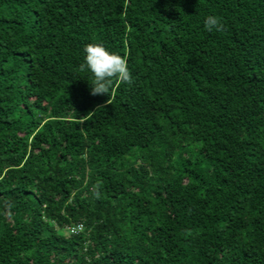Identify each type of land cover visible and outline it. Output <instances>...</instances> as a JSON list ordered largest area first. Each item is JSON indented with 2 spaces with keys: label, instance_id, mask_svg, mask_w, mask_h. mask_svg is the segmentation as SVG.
Segmentation results:
<instances>
[{
  "label": "trees",
  "instance_id": "16d2710c",
  "mask_svg": "<svg viewBox=\"0 0 264 264\" xmlns=\"http://www.w3.org/2000/svg\"><path fill=\"white\" fill-rule=\"evenodd\" d=\"M0 264H264V0H0Z\"/></svg>",
  "mask_w": 264,
  "mask_h": 264
},
{
  "label": "clouds",
  "instance_id": "9594fccd",
  "mask_svg": "<svg viewBox=\"0 0 264 264\" xmlns=\"http://www.w3.org/2000/svg\"><path fill=\"white\" fill-rule=\"evenodd\" d=\"M207 31H220L223 28L219 17L208 15L204 21ZM84 67L92 74L91 94H108L113 79L131 83V73L126 61L103 44L93 43L84 48Z\"/></svg>",
  "mask_w": 264,
  "mask_h": 264
},
{
  "label": "built area",
  "instance_id": "2783aa9c",
  "mask_svg": "<svg viewBox=\"0 0 264 264\" xmlns=\"http://www.w3.org/2000/svg\"><path fill=\"white\" fill-rule=\"evenodd\" d=\"M82 229V226H79L77 229H71L70 231L72 233H77L78 231H80Z\"/></svg>",
  "mask_w": 264,
  "mask_h": 264
}]
</instances>
